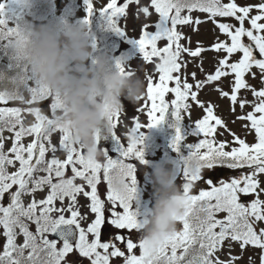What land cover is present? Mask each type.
Returning <instances> with one entry per match:
<instances>
[{
	"label": "snow or ice",
	"instance_id": "1",
	"mask_svg": "<svg viewBox=\"0 0 264 264\" xmlns=\"http://www.w3.org/2000/svg\"><path fill=\"white\" fill-rule=\"evenodd\" d=\"M19 2L20 0L0 2V40L16 31V28L8 25L6 8L8 4L15 5ZM133 3L137 5V13H149V7L141 6V0H121L119 6L118 0H110L106 7L103 6V10L110 14L111 26L117 31H121V27L117 25L115 17L123 16L127 19L126 11ZM150 3L159 14L158 22L154 25V31L148 30L150 25L144 23L143 33L136 42L146 61L159 58L160 63L155 65L159 76L158 82H154L153 75H147L144 107L134 105L137 113L147 110L150 123L143 125L139 122V116L135 117L134 126L128 132L129 143L122 147L118 158H112L107 151L102 161L85 158L82 146L75 144L71 134L57 126L56 105L50 94L39 82L33 81L31 76L26 75L24 80V87L33 93L32 99L27 102V112L20 106H12V102L0 92V239L3 241L0 244V264H62L74 251L78 256L71 264H85V260L88 264H112L115 258H121L123 264H235L240 256L231 254L233 243L238 244L242 250L250 246L264 250V226L257 223H264V199L260 198L264 188L260 186L258 178L260 174H264V87L256 90L246 79V75L257 78V73L252 71L256 68L261 83L264 84V23H260L264 20V3L249 6H240L236 0H231L230 3H223L222 0H150ZM253 8L259 9V14L250 16ZM185 10L187 14H182ZM194 10L210 14L209 18L234 17L239 22L238 27L214 21L219 30L230 37V43L217 38L215 43L205 47L197 41L194 50L181 44L185 37L182 31L177 30L178 26H198L204 22L200 18L193 19ZM92 11L93 4L90 0L89 17ZM246 19L250 20V28L245 27ZM193 31H198V28H193ZM245 37L249 38V42H245ZM161 40L167 41L166 46H157V42ZM188 40L190 42V37ZM205 51H224L227 55L219 59L214 73L206 74L203 80L196 79L195 71L180 74L188 63L182 59V54L199 58ZM235 53H242V56L237 61L230 62ZM121 70H124L122 66ZM23 71L27 73L26 66ZM200 71L203 72L202 67ZM233 74L234 80L229 82L231 93L219 86L214 90L221 97L230 99L232 112H235L237 103L241 109L248 104L253 105L252 111L237 119L250 121V127H244L248 132L254 130L256 142L249 144L239 135L231 133L238 146L226 150L229 147L228 141L215 140L218 127L227 130L225 120L215 114L214 104L201 101L198 96L206 85ZM188 75L194 83L188 82ZM172 82L174 86H170ZM242 89H250L258 103L240 99ZM37 93L41 95V100L39 107L34 109L37 113L36 122L26 127L22 113L31 114L33 109L30 106L37 103ZM170 94H174L175 98L169 102L166 96ZM189 99L205 115L194 122L198 142L190 146L191 151L184 157L181 170V177L186 181L183 183L185 212L178 218L182 228L176 229L155 246L150 245L142 233L138 241L134 242L130 238V232L141 231L145 222L139 210L134 207L138 189L136 163L131 162L135 159L147 163L142 147L145 134L141 129L161 124L170 108L174 109L177 120L184 119L183 111L191 108ZM41 110L45 115H39ZM119 116L120 112H117L113 118L114 129ZM17 126L19 130H16ZM5 129L14 131V142L8 152L4 151ZM53 133L61 135L58 143L52 144L49 149L45 141H50ZM33 134L35 139L25 146L21 142L22 138ZM183 140L181 129L177 128V135L173 140V147L177 151ZM58 148L66 151V159L56 158ZM50 150L53 156L46 159V153ZM9 152L14 153V158L9 156ZM193 158L196 163L192 162ZM17 161L18 170L9 173L7 166L14 165ZM69 166L73 175L65 178ZM217 166L231 170L247 167L251 171L232 178L230 182L219 180L214 183L212 179L202 176L204 169L212 170ZM38 171L46 172L47 175L35 176L34 173ZM117 175L126 181L123 190H118L115 186ZM54 178L56 182H53ZM77 178L86 181L90 190H85L84 184H77ZM198 181H204L209 188L192 194L194 183ZM103 182H106V198L98 191V186ZM14 186H17L15 190ZM45 186H50L46 198L37 200L33 197L25 205L22 199L25 194L35 193ZM6 194L9 202L5 205ZM78 194L89 198L88 206L94 214V219L87 227L81 226L85 217L77 208ZM249 195H254L251 201L242 200V196ZM65 198H69L70 203L66 207L57 208L55 202ZM65 211L70 215H64ZM218 213L225 215L218 217ZM30 223L36 225L35 231L30 230ZM106 224L114 227L117 232L109 234L102 242V229ZM21 234L23 242L18 243V236ZM225 241L229 242L230 259L227 262L216 255ZM135 249H140L139 255L134 252ZM260 260L264 264V251L260 254Z\"/></svg>",
	"mask_w": 264,
	"mask_h": 264
},
{
	"label": "clouds",
	"instance_id": "2",
	"mask_svg": "<svg viewBox=\"0 0 264 264\" xmlns=\"http://www.w3.org/2000/svg\"><path fill=\"white\" fill-rule=\"evenodd\" d=\"M6 39L15 63L26 66L10 73L0 70V92L5 99L28 111L33 93L24 87L25 76H31L50 94L56 105L57 126L70 133L75 144L82 146L85 158L102 161L106 153L98 136L114 132L113 118L124 110V100L138 104L145 95V84L134 70L117 69L107 53L92 56L87 26L67 21L34 23L27 21L14 27ZM39 107L41 95L36 94ZM39 115L45 113L40 111ZM193 163L197 161L193 158ZM154 204L144 217L141 233L152 246L177 229L185 212L183 183H177V169L169 160L157 163L152 171ZM118 190L125 179L115 177Z\"/></svg>",
	"mask_w": 264,
	"mask_h": 264
},
{
	"label": "rangeland",
	"instance_id": "3",
	"mask_svg": "<svg viewBox=\"0 0 264 264\" xmlns=\"http://www.w3.org/2000/svg\"><path fill=\"white\" fill-rule=\"evenodd\" d=\"M65 2H68L67 9L64 12L63 15H57L55 13V6L57 5V1L52 0L51 5L47 9L48 16L43 19V22L46 23L48 21H67V22H73V18H79V17H86V15L89 13V7L87 6V0H63ZM90 1V0H89ZM93 2V10L92 13L99 12L103 6H106L107 3H110V0H91ZM0 2H5V0H0ZM237 4L240 6H249V5H258L259 3H264V0H236ZM74 6H77V12L73 14ZM119 6V5H118ZM141 6H147L149 7V13L143 14V13H137V5L132 4L130 5L129 9L126 11L127 19H125L123 16L115 17V20L117 22V25L121 27V31H117L116 28L114 29L115 36L119 39L118 42H111L107 45V49L105 53H107L111 57V61L114 63V65H117V68H121L119 61H125V69L127 70H134L137 72V74L142 78L145 84V95L144 99H141L138 104H135L140 107H144L145 100H146V90H147V75L151 74L153 77L158 72L155 68V65L160 63V60L158 57H154L151 62L146 61L144 59V54L141 51L138 43L136 42V39L139 38L143 33V24L148 23L150 25L149 29L150 31H154V25L156 22H158L159 14L155 12L154 6L151 5L150 0H141ZM71 8V9H70ZM68 10V11H67ZM6 12V15L9 14V20L8 25L10 27H15L17 25V22L14 21L13 16ZM185 14H187V11H185ZM259 14V9L253 8V11L250 13V16H254ZM193 19L200 18L204 22L200 25L193 24L192 26H178V31H182L184 35V39L181 40V44H183L186 47H190L193 50L197 47V41H200L202 46L208 47L211 44L215 43L217 41V38H219L220 41H228L230 43V37L227 36V34L222 33L219 28L216 26V23L214 21L219 22H227L231 23L234 26L237 27V24L239 23L234 17L225 18V17H215V18H209L210 14L202 13L200 11H193L192 12ZM73 17V18H72ZM26 19L29 21L35 22L37 24L41 23L40 19L36 17V14L33 15L32 18H29V15H27ZM260 23H264V20L260 21ZM209 25V26H208ZM208 29L210 30L209 35H206ZM245 27L250 28V20H245ZM193 28H198V31H193ZM88 29V28H87ZM89 38L91 41V51L93 47V40L94 37L88 29ZM190 37V42L188 38ZM245 42H249V38L245 37ZM114 44V45H113ZM167 41L161 40L157 42L158 47H164L166 46ZM119 49H124L127 54H124L117 60L115 57L116 52ZM227 54L224 51L216 52V51H205L201 54V57L199 58H192L188 54H182V59L184 61H187V68H182L181 75L187 73L190 74L193 71L197 73L196 79L203 80L205 78L206 74L214 73L215 67L218 65L219 59H222ZM93 56V55H92ZM242 56V53H235L230 58V62L237 61ZM259 58V57H258ZM92 57L90 58L91 61ZM202 62V63H201ZM201 67L203 68V72L200 71ZM156 69V71H155ZM253 72L257 73V78L253 79L250 75H246V79L249 85L256 88V90H260L262 87H264V84L261 83L259 72L256 68L252 69ZM234 80V74L229 75L228 77L221 78L218 82H212L211 84L206 85L203 90L199 91L198 98L201 101L204 102H211L214 104L215 107V114L220 116L222 119L225 120L227 125V130L224 127H218L217 133L215 135L216 141H228L229 147L226 150H230L232 146H238V144L234 143V137L231 135V133H235L236 135H239L241 138L245 139L247 143L251 144L256 142V136L254 133V130L251 132H248L247 129H245V125H249L250 127V121L247 120H240L237 119V117L246 115L248 112L253 110V105L248 104L243 109L239 107V103L235 106V112L231 111V102L229 98L221 97L220 93L215 91V87L219 86L225 91H229L231 93V88L229 87V82ZM188 82L194 83L192 77L188 75ZM171 85H174V82L170 83ZM195 90V88L193 89ZM174 94H170L166 97V100L169 102L174 99ZM240 99H246L247 101H256V98L252 95V92L250 89H242L241 93L239 94ZM258 103V101H256ZM190 110V115L188 114ZM188 111V113H186ZM139 116V122L143 125H146L147 123H150V120L147 116V110L143 111L142 113H137L134 110V104L129 102L128 100H124V110L120 114L118 123H117V131H119L121 134H125L130 131L131 127L134 126L135 123V117ZM182 115L185 116L184 122L187 124L189 121H196L197 119L203 118L205 113L203 110L198 107L195 102L193 103V106L190 109H186L183 111ZM133 119H129V118ZM141 131L145 134V138H150L152 140V144L157 147L156 150L149 151L147 154H144V158L147 161V163H142L139 160L136 164V178L137 182H154L152 179V171L153 168L156 166L157 163H164L163 158L165 157L168 159L169 155L173 156L174 152H178L176 148L173 147V143L167 145L163 138V133L160 134V130L158 126L154 127H144L141 129ZM7 134H11L9 131L6 132ZM201 138H203L201 136ZM196 142L197 137H191L189 139H185L181 141V143H191ZM167 151V153H166ZM177 169V182H186L181 177V174L178 175V167L179 165L175 160L172 161ZM78 167H81L78 165ZM251 170L248 168L243 174L249 173ZM231 172V169H228L227 167L220 168L219 166L215 167L212 170L204 169L202 171V176L206 179H212L214 183L218 182L219 180H224L230 182L232 178L238 177L242 173L233 176L229 174ZM66 173V172H65ZM181 177V178H180ZM259 180L261 181V187L264 188V174H260L258 176ZM204 182V181H198L195 182ZM77 184H84L85 190H87L89 187L86 184V181L82 180L81 178H77ZM147 185V184H146ZM138 186V183H137ZM145 188L144 192L138 191L137 196L138 199L134 204V207H136L140 214L141 218H144L147 216L149 209L152 206V203L149 202V195L154 194V191H150V188ZM208 185L204 182L202 185V188H206ZM30 196V195H29ZM30 198H33V196H30ZM254 198V195H251L249 201H251ZM261 199H264V193H261L260 196ZM143 206L145 208H143ZM143 209H147L146 212H142ZM225 213L221 217H223ZM259 226H264V223L257 222ZM23 235H20L19 238L22 239ZM229 251V242L225 241L224 246L221 250L217 251V255L221 260H224L227 262L228 259H230V256L228 255ZM264 250H261L259 248L255 247H248L247 249H241L238 244L233 243L231 246V254L240 256V259L235 261V264H261L260 260V254ZM251 257V260L249 259Z\"/></svg>",
	"mask_w": 264,
	"mask_h": 264
},
{
	"label": "flooded vegetation",
	"instance_id": "4",
	"mask_svg": "<svg viewBox=\"0 0 264 264\" xmlns=\"http://www.w3.org/2000/svg\"><path fill=\"white\" fill-rule=\"evenodd\" d=\"M10 73H14V71L10 70ZM94 219V214L93 216L90 218V219H83L81 221V226L83 227H87V225ZM36 227L35 226H30V230L32 231H35ZM117 232V230L114 228V227H109L107 224L104 226V228L102 229V242H104L107 238V236L109 234H115ZM141 233L140 232H137L135 233L134 231H131L130 232V238H132L135 241H138L139 237H140ZM89 238L91 239L92 236L90 234ZM122 247V250L123 249V246L120 245ZM134 252L139 255L140 254V249H135ZM127 254V253H126ZM78 256V253L77 252H73V253H70L68 257L65 258V261H62V264H71V261L75 260ZM85 264H88V261L85 260ZM112 264H123V261L121 258H115L112 260Z\"/></svg>",
	"mask_w": 264,
	"mask_h": 264
},
{
	"label": "water",
	"instance_id": "5",
	"mask_svg": "<svg viewBox=\"0 0 264 264\" xmlns=\"http://www.w3.org/2000/svg\"><path fill=\"white\" fill-rule=\"evenodd\" d=\"M165 126H166L167 138H168V140H171L172 137L174 136L175 132H176V124H175V121L172 117L171 108H170V110H169V112L165 118ZM107 137H108V140L110 142L112 139L110 133L101 135V139H106ZM103 144H105L109 148L113 145L112 141L110 143H102V145Z\"/></svg>",
	"mask_w": 264,
	"mask_h": 264
},
{
	"label": "trees",
	"instance_id": "6",
	"mask_svg": "<svg viewBox=\"0 0 264 264\" xmlns=\"http://www.w3.org/2000/svg\"><path fill=\"white\" fill-rule=\"evenodd\" d=\"M99 25V24H98Z\"/></svg>",
	"mask_w": 264,
	"mask_h": 264
}]
</instances>
